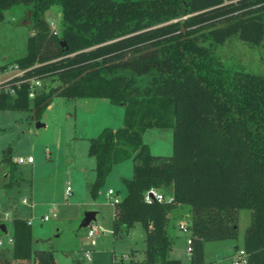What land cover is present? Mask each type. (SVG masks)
Masks as SVG:
<instances>
[{"label": "trees", "instance_id": "trees-1", "mask_svg": "<svg viewBox=\"0 0 264 264\" xmlns=\"http://www.w3.org/2000/svg\"><path fill=\"white\" fill-rule=\"evenodd\" d=\"M20 2L31 5L34 32L26 54L12 62L24 73L6 82L35 75L58 82L31 98L24 81L14 94H0V109L34 107L39 115L55 94L125 106L121 126L89 138L96 157L91 192L98 193L115 163L133 159L113 232L143 224L140 264H181L170 256L168 229L179 202L192 206V264H208L207 240L238 237L242 207L252 211L246 264H264V73L227 65L214 50L233 35L264 41V0H0V20ZM56 4L59 34L44 16ZM166 126L173 127V153L155 154L144 132ZM3 161L9 188L18 180L10 151ZM151 187L174 199L146 201ZM11 223L14 243L0 247V264H52L53 250L36 244L32 225L20 215Z\"/></svg>", "mask_w": 264, "mask_h": 264}, {"label": "rangeland", "instance_id": "rangeland-1", "mask_svg": "<svg viewBox=\"0 0 264 264\" xmlns=\"http://www.w3.org/2000/svg\"><path fill=\"white\" fill-rule=\"evenodd\" d=\"M30 14L31 5L20 2L7 8L0 20V66L8 65V69L0 70V78H8L15 72L11 69L12 62L27 52L28 38L34 32ZM44 16L59 34L60 5H53ZM214 50L227 65L264 73V41L254 44L233 35L225 43L215 45ZM57 82L52 77L42 78L40 91ZM124 115L123 104L112 103L104 97L58 94L53 95L51 104L39 115L34 107L0 109V168L9 167L3 156L5 150L10 151L18 177L9 188L5 187V182L10 173L1 180L0 202L6 204L14 197L23 216L34 213L33 235L35 241L39 239L36 244L53 250L52 264H140L145 257V227L137 221L128 231L114 234V204L107 196L109 188H113L119 198L125 196L127 188L123 178L133 176V159L115 163L98 193L93 195L91 192L96 176V157L89 153V138L98 135L105 126H121ZM39 121L45 124L38 125ZM144 139L155 154L173 153L171 126L149 127L144 132ZM21 155H33L34 162H16ZM68 185L72 191L66 195ZM24 196L34 201L33 209L21 203ZM87 210L98 211L93 223L105 228L95 234L96 244H91L89 227L81 225ZM45 214L50 215V219L42 221L40 217ZM238 216L237 238L206 241L205 260L208 264L216 260H221L219 264H232L231 255L236 248L243 246L252 211L242 207ZM174 221L175 225L173 219L169 225L173 238L170 256L179 258L181 264H192L187 248L191 231L180 227L178 216ZM7 224L12 227L11 221ZM87 248H91L90 258L86 256ZM15 264L31 262L18 261Z\"/></svg>", "mask_w": 264, "mask_h": 264}, {"label": "built area", "instance_id": "built-area-1", "mask_svg": "<svg viewBox=\"0 0 264 264\" xmlns=\"http://www.w3.org/2000/svg\"><path fill=\"white\" fill-rule=\"evenodd\" d=\"M8 69V68H6ZM12 70H16L15 72H13L8 78H1L0 79V94L3 92H9L11 94H14L16 91V87L20 86L22 82L24 81H29L30 82V91H29V96L31 98L35 97V95L37 93L40 92V88L42 87V77L40 76H31V77H27L25 79H21V78H17L14 80V82L8 83L6 82L8 79L14 77V76H19L22 75L24 73V69L20 68L17 64H13L11 66ZM5 82V83H3ZM18 163H23V162H34V157L33 155H27V156H19L18 158H16L15 160ZM8 174V173H7ZM1 181H0V188H1ZM72 191V188L70 185L67 186L66 188V195H69ZM107 196L110 199V202L114 204V211H115V206L117 205V203L121 200V198H119L118 196H116L115 190L113 188H109L107 190ZM31 197H27L24 196L21 198V203L23 205L29 206L32 209L34 208V201L30 199ZM145 199L148 202H152L153 200H158V201H164V200H168V201H172L174 199V196L171 195H166L163 191H161L159 188L157 187H151L149 189H147V191L145 192ZM16 215H20L23 216L20 212H19V206L18 203L16 202V199L14 200H10L8 201L6 204H2L0 202V224L1 223H5L6 224V230H3L0 227V247H4L7 245H12L14 243V236H13V232H11L10 230H8L7 227V221H11L13 220V218ZM54 215H56V212H54ZM27 222L29 224L32 225V223L35 221L36 217L34 215V213H31V216H23ZM40 219L43 220H48L50 219V215L45 214L42 217H40ZM180 227L187 231L190 230V223L188 222V220L182 219L180 222ZM88 236L91 239V244H96L97 240L95 238V234L100 233L101 231H104V227L101 226L100 224H95L93 222H91L88 225ZM192 234L191 236H189L187 238V248L188 251L191 253L193 250V240H192ZM90 252H91V248H87L86 250V256L88 258H90ZM234 263L235 264H246L247 263V254L246 251L241 248L239 250V253L234 257Z\"/></svg>", "mask_w": 264, "mask_h": 264}, {"label": "crops", "instance_id": "crops-1", "mask_svg": "<svg viewBox=\"0 0 264 264\" xmlns=\"http://www.w3.org/2000/svg\"><path fill=\"white\" fill-rule=\"evenodd\" d=\"M1 79V78H0ZM105 98V97H104ZM108 99V98H107ZM109 100V99H108ZM110 101V100H109ZM111 102V101H110ZM51 104V103H50ZM49 104V105H50ZM8 173V174H7ZM9 173H10V169H9V167H4V168H0V181L1 180H4L5 178H6V176L7 175H9ZM10 176V175H9ZM10 178V177H9ZM4 195L6 196V197H9L8 196V194L6 193V192H4ZM12 200H14V199H16V198H11ZM10 199V200H11ZM183 209V210H182ZM20 212V211H19ZM97 214H98V211H97ZM97 214H96V218H97ZM114 214V213H113ZM176 216H178V218H179V222L182 220V219H185L184 217L186 216L187 218L185 219V220H188V222L190 223L191 222V218H192V206H191V204H189V203H182V202H179V203H177L176 204V206L174 207V209L172 210V212L170 213V221H169V225H170V223H171V220L173 219V225H175L176 224V221H174V219H175V217ZM169 225H168V229H169ZM7 227H8V224H7ZM8 230H10L11 232H12V227L11 228H9L8 227ZM169 232H170V230H169ZM39 241V239H37V241L36 242H38ZM207 244V242H205V251H206V245ZM244 244V243H243ZM38 245V244H37ZM38 246H40V245H38ZM40 247H44L43 245H41ZM241 248H243V246L242 247H240V248H236V250L232 253V255H231V258H232V264H235L234 263V257L239 253V250L241 249ZM18 262V261H17ZM17 262H14L13 264H15V263H17ZM23 262V261H22ZM31 262V261H30ZM207 262V261H206ZM221 262V260L219 261V260H216L215 262H213V263H209V264H219ZM32 264V263H31Z\"/></svg>", "mask_w": 264, "mask_h": 264}, {"label": "water", "instance_id": "water-1", "mask_svg": "<svg viewBox=\"0 0 264 264\" xmlns=\"http://www.w3.org/2000/svg\"><path fill=\"white\" fill-rule=\"evenodd\" d=\"M63 44H65V41L62 42ZM45 123L44 122H38V125H44ZM96 214H97V211L96 210H87L85 212V215L81 221V225L82 226H88L91 222H93L95 219H96ZM0 227L3 229V230H6V224L3 222L1 223Z\"/></svg>", "mask_w": 264, "mask_h": 264}]
</instances>
